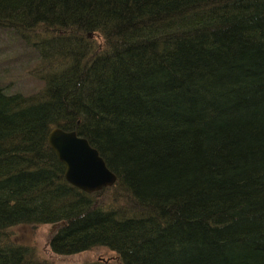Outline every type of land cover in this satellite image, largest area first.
<instances>
[{"label":"trees","instance_id":"1","mask_svg":"<svg viewBox=\"0 0 264 264\" xmlns=\"http://www.w3.org/2000/svg\"><path fill=\"white\" fill-rule=\"evenodd\" d=\"M0 34L40 81H0V264H55L10 232L48 222L57 254L264 264V0H0ZM54 125L112 186L65 179Z\"/></svg>","mask_w":264,"mask_h":264},{"label":"rangeland","instance_id":"2","mask_svg":"<svg viewBox=\"0 0 264 264\" xmlns=\"http://www.w3.org/2000/svg\"><path fill=\"white\" fill-rule=\"evenodd\" d=\"M8 35L0 34V81H10L12 89L30 93L40 85L37 77L27 75L26 71L34 67V59L26 62L20 47L13 44ZM20 61H22L20 63ZM57 224L26 223L18 224L10 230L11 237L18 242L28 244L36 252V256L55 264H83L84 262L102 261L119 263L116 251L106 246H93L82 252L57 254L50 248L49 238L56 230Z\"/></svg>","mask_w":264,"mask_h":264},{"label":"water","instance_id":"3","mask_svg":"<svg viewBox=\"0 0 264 264\" xmlns=\"http://www.w3.org/2000/svg\"><path fill=\"white\" fill-rule=\"evenodd\" d=\"M47 140L65 164L63 174L72 185L90 193L114 184L116 173L109 169L90 141L75 129L65 130L54 125L49 129Z\"/></svg>","mask_w":264,"mask_h":264}]
</instances>
